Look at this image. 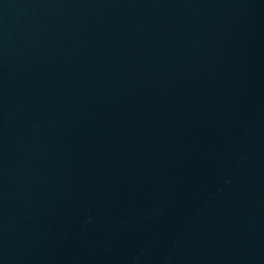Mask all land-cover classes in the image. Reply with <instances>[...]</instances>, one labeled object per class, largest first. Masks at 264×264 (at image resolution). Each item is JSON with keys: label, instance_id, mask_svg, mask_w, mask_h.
<instances>
[{"label": "water", "instance_id": "1", "mask_svg": "<svg viewBox=\"0 0 264 264\" xmlns=\"http://www.w3.org/2000/svg\"><path fill=\"white\" fill-rule=\"evenodd\" d=\"M0 264H264V0H0Z\"/></svg>", "mask_w": 264, "mask_h": 264}]
</instances>
